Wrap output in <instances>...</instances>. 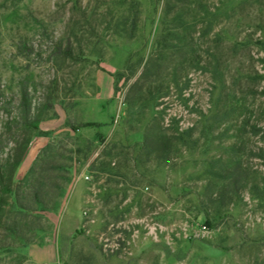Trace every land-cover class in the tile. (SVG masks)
Here are the masks:
<instances>
[{
    "label": "rangeland",
    "instance_id": "rangeland-1",
    "mask_svg": "<svg viewBox=\"0 0 264 264\" xmlns=\"http://www.w3.org/2000/svg\"><path fill=\"white\" fill-rule=\"evenodd\" d=\"M167 3L0 0V166L25 139L14 182L43 149L70 163L22 264H264V0ZM175 130L196 142L137 153Z\"/></svg>",
    "mask_w": 264,
    "mask_h": 264
},
{
    "label": "trees",
    "instance_id": "trees-1",
    "mask_svg": "<svg viewBox=\"0 0 264 264\" xmlns=\"http://www.w3.org/2000/svg\"><path fill=\"white\" fill-rule=\"evenodd\" d=\"M177 1L181 0H173L171 4L167 3V10L176 6ZM196 14L194 13L193 16L195 17ZM200 18L201 16L198 15L195 19L200 21ZM180 22H182L180 14L176 13L171 21L172 26L157 41V43L161 44V47H159L161 50L173 46L174 43H167V37H177ZM56 52L64 58L77 60V56L73 52L69 42L63 48L60 45L56 46ZM161 56V54H158L154 60H159ZM148 64L153 63L149 61ZM194 64L199 66L200 61L193 59ZM147 69L150 68L147 67ZM152 73L154 72L149 71L147 74ZM38 120L39 118L35 116L31 122ZM68 125L71 130L76 128L70 122H68ZM84 125L88 124L85 123ZM257 130L258 127L254 124L250 126L249 132L255 134ZM190 134V130H175L172 135H161L154 132L146 133L138 146L137 153L142 150L146 156H151V154L155 153V159L167 161L173 140H178L183 145L187 144L188 141L191 144L196 142L195 139H191ZM27 142L28 139H25L24 143H18L14 148L11 158L6 160L7 164L3 167L0 166V264H22L24 262L25 255L19 253V248L26 243L19 245L17 241L31 242L25 235L26 230L37 231L42 229L40 215L36 214V211L54 209L69 179L68 171L70 163L67 164L64 161H60L59 158L63 157L62 153L54 151L53 149H43L25 177L19 182H14V170L16 164L23 157ZM233 147L234 145H229L228 149H233ZM108 154H110V149L105 152V155ZM67 160L71 161V157H67ZM93 169L100 172L114 171V167L110 166L108 160H101L98 166H95ZM239 169V167L234 166L231 170L232 174H234L231 183L235 185L239 181ZM23 187L27 189L26 192Z\"/></svg>",
    "mask_w": 264,
    "mask_h": 264
},
{
    "label": "crops",
    "instance_id": "crops-1",
    "mask_svg": "<svg viewBox=\"0 0 264 264\" xmlns=\"http://www.w3.org/2000/svg\"><path fill=\"white\" fill-rule=\"evenodd\" d=\"M41 249H44L47 251L48 255L50 254V257L52 258L54 256V249L52 244H46L41 247ZM47 256V255H46Z\"/></svg>",
    "mask_w": 264,
    "mask_h": 264
}]
</instances>
